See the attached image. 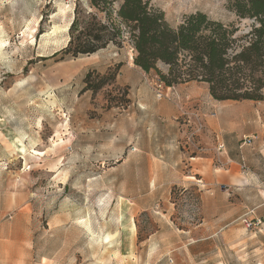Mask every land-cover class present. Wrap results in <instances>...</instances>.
<instances>
[{"label": "rangeland", "instance_id": "rangeland-1", "mask_svg": "<svg viewBox=\"0 0 264 264\" xmlns=\"http://www.w3.org/2000/svg\"><path fill=\"white\" fill-rule=\"evenodd\" d=\"M84 1L0 0V264H264V225L244 223L264 222V87H167L129 43L64 57ZM148 1L173 28L232 24L239 45L255 24L230 0Z\"/></svg>", "mask_w": 264, "mask_h": 264}, {"label": "trees", "instance_id": "trees-1", "mask_svg": "<svg viewBox=\"0 0 264 264\" xmlns=\"http://www.w3.org/2000/svg\"><path fill=\"white\" fill-rule=\"evenodd\" d=\"M229 7L237 18L255 21L242 45L235 26L202 12L186 15L173 28L148 0L76 2L68 42L59 53L77 58L129 43L134 66L155 72L167 87L196 81L206 83L216 101H259L264 87V0H230ZM158 64L167 67L166 74ZM90 78L89 73L85 91L96 92L105 85V76L95 84Z\"/></svg>", "mask_w": 264, "mask_h": 264}, {"label": "crops", "instance_id": "crops-1", "mask_svg": "<svg viewBox=\"0 0 264 264\" xmlns=\"http://www.w3.org/2000/svg\"><path fill=\"white\" fill-rule=\"evenodd\" d=\"M171 112V111H170ZM170 112L168 113V116H167V119L170 120L171 119V116H170ZM173 115V113H172ZM166 154L167 155H170V156H174V155H177L178 154V150H177V147L176 145H168L167 148H166Z\"/></svg>", "mask_w": 264, "mask_h": 264}, {"label": "built area", "instance_id": "built-area-1", "mask_svg": "<svg viewBox=\"0 0 264 264\" xmlns=\"http://www.w3.org/2000/svg\"><path fill=\"white\" fill-rule=\"evenodd\" d=\"M244 223L246 224L248 228H257V227H261L264 225V222L260 220H256L255 222H249L248 220H244Z\"/></svg>", "mask_w": 264, "mask_h": 264}, {"label": "bare ground", "instance_id": "bare-ground-1", "mask_svg": "<svg viewBox=\"0 0 264 264\" xmlns=\"http://www.w3.org/2000/svg\"><path fill=\"white\" fill-rule=\"evenodd\" d=\"M63 13H64V12H63ZM70 23H71V21L69 22L68 26H66L65 31H68V28H69V26H70ZM108 238H109V236H106V239H108Z\"/></svg>", "mask_w": 264, "mask_h": 264}]
</instances>
